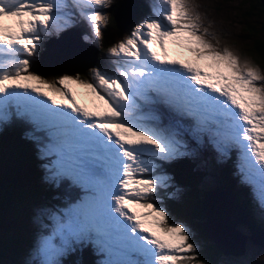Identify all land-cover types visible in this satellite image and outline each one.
<instances>
[{"label":"snow or ice","instance_id":"6c2138e0","mask_svg":"<svg viewBox=\"0 0 264 264\" xmlns=\"http://www.w3.org/2000/svg\"><path fill=\"white\" fill-rule=\"evenodd\" d=\"M112 4L0 0V124L10 114L30 123L42 154L54 158L49 178L83 192L50 214L42 264H61L74 249L93 251L97 264H202L188 229L152 202L168 178L152 177L156 165L145 159L175 160L186 145L149 125L155 118L143 110L161 104L189 119L193 138L207 137L221 155L239 148L241 171L259 177L264 202V69L218 47L192 0H157V18L107 49L114 75L93 68L90 78L48 79L31 70L43 36L72 27L70 9L99 42Z\"/></svg>","mask_w":264,"mask_h":264},{"label":"trees","instance_id":"16d2710c","mask_svg":"<svg viewBox=\"0 0 264 264\" xmlns=\"http://www.w3.org/2000/svg\"><path fill=\"white\" fill-rule=\"evenodd\" d=\"M250 1L255 3L253 8H257V13L261 14V27H255V25L251 23L247 24L246 28L249 30V34L256 35L252 40L253 43L249 50V57L261 69H264V6L261 0ZM118 4L119 0H113L112 6L108 9L109 23L107 27L104 28L103 39L98 45L93 42L94 38L90 27L82 24L88 33L87 35L81 32L80 34L82 38L85 41L92 43L97 48V51H100L97 54V59H95L96 61L93 65L99 69L101 67L111 68L114 65L112 58L107 54V49L119 42L123 32L125 33V31H130L132 25L136 26L134 25V22L135 24H137V22L134 20L137 15L144 12L145 9L148 8V6L144 4H138L136 16H134L132 20H129L134 21L133 24H129V21L125 24H119L117 14L119 13L121 5L119 6ZM86 37L88 38L86 39ZM44 47L45 45L43 41L40 45V49H45L46 47ZM36 57L32 58L33 61L31 60L32 71H36L39 74L43 73L42 76L48 79H54L62 75V71H54L50 69H46L47 72L42 71L39 60H36ZM61 66L62 65L59 67ZM62 67H65V64ZM84 67H81L82 69L79 68L81 70L75 69L74 74L76 73L77 75L90 78L91 69ZM11 111L14 113L15 109L13 108ZM178 119L181 121L183 126L188 124L186 128L190 131L192 122L183 117ZM23 123L24 120L21 117H13L10 114L9 119L0 124V179L4 180L7 171H12L13 175L23 177L26 180H32L31 176L36 177L38 182L36 185L38 188L44 189L47 192V196L42 200H28V202H26L27 205L24 206L25 210H27V214L24 218H31L37 215L47 220L48 212H50V215L53 212L52 209L59 210L66 208L70 203H74L76 201L78 194L82 196L83 192L74 188L70 183L58 182V184L54 185L55 187L52 188L51 185L43 182L41 179L42 172L37 167L38 160L36 159L35 154L31 151L34 149L35 145L23 136L25 134V126ZM235 152H237V147L233 146L231 150L229 148V156L221 164L222 166H218L219 169L213 163L216 161V158L219 157L214 158L205 156L204 159L201 157L195 161L188 156L187 159L177 158L170 162H166L165 168L172 173V179L176 183V187L183 191L184 197L182 198V201H179L177 199L170 198L166 193H157V196L154 197L152 201L154 204H167L168 209L173 214L180 217L179 219L191 221V223L195 225L193 231L198 232V239H195L197 255L202 264H232L229 260L223 261V256L226 254L219 250L215 243L210 240L208 229L204 227V223L208 220L206 202H208L207 197L209 196V193L205 190L204 196L202 197L200 185L203 184L211 166L218 171L219 180L222 182V186L218 188L225 190V192L230 194V202L228 204L234 206L236 203L238 209L241 208L240 204L245 209H247V207L248 210L251 209V207L249 208V203H241L243 200L248 199L247 197L250 195L247 188L243 185H239L238 188H236L235 184L233 186L232 181H230L227 176L228 173H231V171L235 169L236 162H239V165L242 164L236 157ZM53 159V157H48L47 159L48 172L51 167L50 161ZM7 166L9 169H5ZM235 176L236 179L240 180V174L238 172L235 173ZM235 199L238 200L240 204L236 202ZM5 203L6 199L1 197L0 206L4 207ZM234 208H236V206ZM232 212L238 214V211L236 210ZM0 213V264H18L20 261L25 264L23 259L26 255H36L34 253L36 252L35 250L31 253H28L27 251L35 245L37 239L35 240L34 234L38 233L35 231H38L39 229L35 228L30 231L28 228L23 227L22 222L20 223V221L15 220L17 216H14L11 221L6 222L4 218L9 219L10 214H4L2 208H0ZM10 222L13 223L15 228L10 226ZM41 229L42 232L47 230L46 226ZM31 240L32 246L27 248L26 246L30 245ZM59 259L61 264H97L100 257L89 249H74L66 252L63 256L59 257ZM37 260L38 256L36 255L31 261L35 263Z\"/></svg>","mask_w":264,"mask_h":264},{"label":"rangeland","instance_id":"374dc122","mask_svg":"<svg viewBox=\"0 0 264 264\" xmlns=\"http://www.w3.org/2000/svg\"><path fill=\"white\" fill-rule=\"evenodd\" d=\"M127 2H125V0L121 1L122 3V7H120L121 10H123L125 14L127 13L128 14L124 18L123 16H120L119 13L117 14L119 24H125L126 22H128L127 20L130 19V17L132 16L134 12L132 7ZM192 2L200 6L198 11L202 15H206L207 20L205 21V25L207 26V23L209 21L212 22L213 27L210 29V31L214 32L219 38L218 47H221V48L229 47L233 52L239 55L242 59H249L252 61V59L249 57V50L253 43L252 40L255 38L254 36L256 35H250L249 30L246 27L248 23L254 24L255 27H259V26L261 27L260 25L261 14L257 13V10H258L257 8H253V5L255 4L253 1H250V0H192ZM156 3H157V0H138V4H141V5L144 4L146 6L148 5V8H146L144 12L137 15L136 19L134 20L137 22V24H135L134 21H129V24L132 25L134 22V25L136 26L132 25L130 31H125V33L123 32L119 41L128 37L133 31V29L140 26L144 21L148 19H152V18H157L154 14V7L156 6ZM70 10L73 13L72 27L66 28L63 31H58V32L53 31L49 35H44L41 43L44 41V45L47 46V42H49L50 39L59 38L61 36V33L63 32H66V33L79 32V29H78L79 27H77L76 25L77 19L81 20L83 25L89 26L88 22L79 15V11L77 9L72 8ZM82 31L84 34H87V31L84 29V27L82 28ZM103 33H104V29H103ZM74 41H76L77 48L79 49L82 48V45L78 42L77 39H74ZM93 42H95L97 45L100 43V41L97 42L95 41V39ZM212 42L216 43L215 40H213ZM88 44L91 45L94 48V50L92 49L91 55H89L90 61L88 64L90 63L91 64L88 66H85L84 68L88 67L90 69H93V68L99 69L98 67H95L93 65L96 61L95 59H97L96 58L97 54L100 51H97V48L92 43L88 42ZM64 49L66 50L65 46H63L62 44H58L56 47L55 55H59L60 57H63L65 54ZM83 49H86V53L88 52L87 47H83ZM43 51L44 49L41 50L39 46V52L36 57L37 58L36 60H39V63H40V58H41V54ZM60 51H61V54H60ZM75 57L78 60L79 54L75 53ZM85 58L87 59V57ZM30 60H32V58H30ZM64 60L60 59L57 61L59 66L61 65L60 64L61 62L65 64L68 63V65H70L69 64L70 62L67 59H64ZM32 61H31V67H32ZM72 63L74 65L72 66L71 64L70 67L71 69H73L74 67L73 70H75L76 68H81L82 66L80 62L75 63L73 59H72ZM59 66L55 65L52 67V66L46 65L43 71L47 72L46 69L52 70V68H55L54 71H62L61 76L77 75L76 73L71 74V72L65 71L62 69L63 68L62 66L61 67ZM81 69H77V70H81ZM114 69H115V64L111 68L101 67L99 70H101L102 72H106L109 75H114L115 74ZM39 75L42 76V74H39ZM150 109H152L156 113L157 117L159 118V115L162 112L157 108V106L155 104L151 105ZM150 109L144 108L143 111L146 115L155 118V116L151 113ZM173 115L176 116V119L179 118V117L177 118L178 115H176L174 112H173ZM151 121H152V124H151ZM164 121H165L164 123H158L150 119L146 122L151 126H158L162 129L172 130V131L177 132V138L180 136L181 138H178V139L182 140L184 144L186 145L183 151L187 149L188 156L193 158V160L196 161L201 157H203V159L205 158L203 149H204V146L208 144H211L212 146L211 149L217 151V148L215 147V145L207 137H201L199 140L193 138V136L191 135V132L187 128L179 124L180 122L179 120H176V125H174L175 124L174 122L170 123V120L167 118H165ZM163 124H168V125L164 126ZM231 148L233 147H230V150ZM235 155L242 163L241 152L239 148H237V152H235ZM210 156L214 158L219 157V158H216L215 162H213L215 166L218 168V166H222L221 164L224 162L226 158H228L227 157L228 153L227 155H221L219 152L215 154V152L212 151L210 152ZM145 159L149 160L150 163L155 164L156 167L160 164L163 165L165 163L164 161H159L153 157H145ZM167 162H170V161H167ZM5 169H9V167L7 166L5 167ZM235 170L240 175H242L240 179L241 181L236 179V176L232 172L228 173L227 176L230 179V181H232L233 186L235 184L236 188H238L239 186L238 184H241V182L251 188L250 190H248L250 195H248L247 197L248 199H251V200L246 199V200H243V202H241L243 204L249 203L250 204L249 208L251 207V209L248 210V207L247 209H245L240 204V202H238V200L236 199L235 201L240 204L241 208L238 209L236 203L234 204V206L230 205L231 208H234L236 206V208L239 210L238 214L232 217L233 219H237L238 217L240 218L239 219L240 222L236 224V229L239 232L238 233L236 232L228 233L231 230L226 225V227L224 228L226 231L225 235L229 236V238H227L226 240H227V243L232 248L241 249L242 252L237 255H227V256L224 255L223 261L229 260L232 264H264V238L258 239L255 236V232L252 228V221H254V223L258 227L264 226V202H262L260 198V187H261L260 179L258 176H255L251 181L246 179V171H241L240 165ZM6 173H5L6 175H5L4 180L0 179V199L1 197L6 199V203L4 207L0 206V208L3 209L4 214H10V218L9 219L4 218V220H6V222H9L12 220L14 216H17L15 220L20 221V223L22 222L23 227L28 228L30 231L35 228L39 229L38 231H35L38 233L34 234L35 240L37 239V241L35 242V245L31 247L32 246V240H31L30 245L26 246L27 248L31 247L30 249H28L27 251L28 253L34 252V250L36 251L34 253L38 256V260L35 263L31 261L36 256L34 254L26 255L23 260L25 264H42L43 256L39 254L38 249H39L41 239L44 236L49 235L51 231L52 222H51L50 215H49L50 212H48L47 220L37 215L31 218H24L27 214V210H25L24 206L27 205L26 202H28V200L37 201V200H42L46 198L47 192L42 188H38V186L36 185L38 182H37L36 177L34 176H31L32 180L30 179L26 180L23 177H18L16 175H13L12 171L10 172L7 171ZM157 176H165L168 178L166 183L163 186L159 187L158 191L160 193L168 194L170 198L182 201V198L184 197V193L180 188L176 187V183L169 176V172L163 169L153 174V177H157ZM220 186H222V182L219 180V173L213 166H211L207 176L205 177L203 181V184L200 185V188L202 190V197L204 196L205 190L207 192L213 193L208 198V202L209 204L214 203V206L217 205L218 208L222 207V202H224L222 200V197L226 196L225 190H221L220 188H218ZM216 191H219L218 195H215L214 192ZM155 205L157 207L163 208L166 211V213L168 214L170 218L171 223L182 224L183 226H185L188 229V232L190 234L191 242L196 245L195 239H198V236H197L198 232L193 231L195 225L191 223V221H185L183 219H179L180 217L173 214L168 209L167 204L155 203ZM52 210L54 212V211H57L58 209H52ZM217 210L216 211L214 210L211 215L214 216V215L219 214L218 212L219 210L218 211ZM246 211H248L249 213ZM10 226L12 228H15L13 223L11 222H10ZM44 226H46L47 230L45 232H42L41 228ZM243 237H246V239L244 240ZM18 264H23V263L22 261H20Z\"/></svg>","mask_w":264,"mask_h":264},{"label":"bare ground","instance_id":"6f19581e","mask_svg":"<svg viewBox=\"0 0 264 264\" xmlns=\"http://www.w3.org/2000/svg\"><path fill=\"white\" fill-rule=\"evenodd\" d=\"M128 1L127 3L132 7L133 11L136 13L137 11V7H138V0H125V2ZM132 4V5H131ZM121 7H122V3L120 4ZM126 5V4H125ZM128 14V13H127ZM124 13L123 10H119V15L120 16H123V18L127 15ZM118 18V16H117ZM78 34L77 33H67L65 35H63L62 37H60L59 39H50L49 42H47V46L46 48L44 49V51L42 52L41 54V58H40V65H41V69L43 71L44 67L46 65H49V66H55V65H58L59 64L57 63L58 60L60 59H67L70 63V65H68V63H63L61 62V65L64 66L65 64V71H68V72H71V74H74V67L73 69H71V64L72 66L74 65L72 63V59H71V56L73 58V61L75 63H79L82 65L81 67H84V66H88L90 64L89 61H90V57L89 55H91V50L94 48L89 45L88 43H83V42H80V44L82 45V48H77L76 46V41H74V39H77L78 40ZM58 44H62L63 46L66 47V50L64 49V56L63 57H60L59 55H55L56 53V47ZM83 47H87L88 48V52L86 53V49H83ZM75 53H78L79 54V59L77 60L76 57H75ZM60 54H61V51H60ZM59 56V57H58ZM87 57V59L85 57ZM46 58V59H45ZM85 63V64H83ZM84 65V66H83ZM55 68H52V70H54ZM76 69H79V68H76ZM43 74V73H42ZM156 109V108H155ZM215 195H218L219 194V191H216L214 192ZM211 195L213 193H210ZM225 197H222V200L225 202H222V207L218 208L217 205L214 206V203H211L209 204V202H207L209 204V214H210V219H208L205 223H204V227L207 228L210 232H213L216 234V232L218 231V235L222 234L221 236H223L224 238L222 239H227L229 238V236H225V227L226 225L230 228L231 231H229L228 233H231V232H236L238 233L239 231L236 229V224L239 223V217L237 219H233L232 217L233 216H236V214L232 211H239L237 208H231L230 207V204H228L230 202V194L228 192L225 193ZM217 204V202H216ZM214 207V209H213ZM218 208V210H217ZM218 211L219 214L217 215H214L212 216L211 214L213 213V211ZM225 211V212H224ZM228 211V212H227ZM227 212V213H226ZM227 217V218H226ZM252 228L255 232V236L258 238V239H263L264 238V233L263 231L264 230H261L260 227H258L254 221H252ZM233 234V233H232Z\"/></svg>","mask_w":264,"mask_h":264},{"label":"clouds","instance_id":"9594fccd","mask_svg":"<svg viewBox=\"0 0 264 264\" xmlns=\"http://www.w3.org/2000/svg\"><path fill=\"white\" fill-rule=\"evenodd\" d=\"M121 1H123V0H119V6H120V4H121ZM148 6V5H147ZM106 12L108 13V9H106ZM134 16H136V13L135 12H133V14H132V16L130 17V19L129 20H132L133 19V17ZM129 20H127V21H129ZM82 21L81 20H79V19H77V23H76V25H77V27H79L78 29H79V32H77V34H79V36H80V38H81V40L83 41V42H86L83 38H82V36H81V32L83 33V31H82V28H83V26H82ZM88 34V33H87ZM24 126H25V134L23 135L24 137L25 136H27V137H25L26 139H28V140H30L31 142H33L34 143V145H35V147H34V149L33 150H31L34 154H35V157L37 158L38 156H39V152H40V150H39V148H41L42 149V144L38 141V140H36V139H33V134H34V128H33V126L30 124V123H28L27 121H25L24 120ZM36 135L37 136H39L40 134L39 133H36ZM186 153H187V150L185 151ZM186 155H188V153L186 154ZM42 159L44 158V157H41ZM42 162H40V166L38 167V165H37V167H38V169L42 172V177H41V179L43 180V182H46L48 185H51L52 186V188L53 187H55L54 185H55V183L49 178L50 176H48V175H46L45 174V172H44V170H43V168H42ZM235 169H236V167H235ZM235 169H233L231 172L235 175V173H236V170ZM241 176L242 175H240V179H241ZM57 183V182H56ZM236 183V182H235ZM238 185H243V186H245V184H243L242 182H241V184H238ZM246 188V187H245ZM248 191V190H247ZM262 230H264L262 227H260ZM263 233H264V231H263Z\"/></svg>","mask_w":264,"mask_h":264},{"label":"water","instance_id":"95a60500","mask_svg":"<svg viewBox=\"0 0 264 264\" xmlns=\"http://www.w3.org/2000/svg\"><path fill=\"white\" fill-rule=\"evenodd\" d=\"M261 2H262V4H263V6H264V0H261ZM120 10V9H119ZM126 17V16H125ZM65 34H67L66 32H63V33H61V36L60 37H62L63 35H65ZM79 35V34H78ZM59 37V38H60ZM59 38H57V39H59ZM78 42L80 43V42H83L82 40H81V38H80V36H78ZM83 43H86V42H83ZM87 44V43H86ZM209 193V196L207 197V201H208V198L211 196V194H210V192H208ZM206 213H207V217H208V219H210V214H209V204L206 202ZM208 232H209V238H210V240L212 241V242H214L215 243V245L218 247V249L219 250H221L224 254H226V255H237V254H240L241 252H242V250L241 249H234V248H232L228 243H227V240H225V239H222V238H224L223 236H221L222 234H220V235H218V231L216 232V234L215 233H213V232H210L209 230H208ZM226 236V235H225ZM243 239L245 240L246 239V237H243ZM244 243V242H243Z\"/></svg>","mask_w":264,"mask_h":264}]
</instances>
